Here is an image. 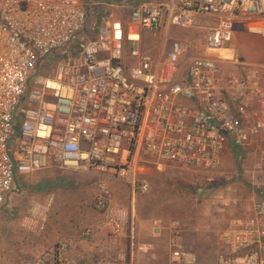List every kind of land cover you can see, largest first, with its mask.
<instances>
[{"label": "built area", "instance_id": "2783aa9c", "mask_svg": "<svg viewBox=\"0 0 264 264\" xmlns=\"http://www.w3.org/2000/svg\"><path fill=\"white\" fill-rule=\"evenodd\" d=\"M125 11L91 30L86 0H0V211L19 178L39 170L94 171L136 194L149 189L137 177L141 163L213 172L231 148L243 159L253 155L254 200L221 231L216 264H264V78L255 68L224 70L219 62L230 58L211 56L238 28L264 37V0H146ZM203 16L216 20L203 27L205 54H193L194 41L170 38L172 27L201 29ZM147 33L159 38L158 55L142 51ZM110 201L97 202L98 228L126 240L131 256L71 259L61 241L34 264H137L135 251L152 252L129 210ZM48 210L34 205L24 224L44 228ZM165 229L168 264H196L180 220ZM96 231L86 227L80 237Z\"/></svg>", "mask_w": 264, "mask_h": 264}, {"label": "rangeland", "instance_id": "374dc122", "mask_svg": "<svg viewBox=\"0 0 264 264\" xmlns=\"http://www.w3.org/2000/svg\"><path fill=\"white\" fill-rule=\"evenodd\" d=\"M92 1L87 0L88 8ZM122 2L130 3L129 0ZM206 17L208 16H203L199 20L203 27L208 25L201 22V19ZM215 21V18H212V24ZM97 22L98 16L90 15L88 27L94 30ZM243 32L257 35L264 40L260 34L250 33L245 29ZM204 35L205 29L180 31L178 27H172L170 38L181 36L198 43L193 54L203 55L207 52L204 46ZM147 38H151V36ZM147 38L145 37V40ZM145 40L142 51L154 56L158 55L160 44L152 40ZM252 41L254 40L249 39L248 44H253L258 48L259 46ZM232 44L235 46L234 49L223 48L215 51L220 55L213 52L211 56L216 59L219 56L230 58L229 62H237L238 56L243 52L237 34ZM243 46L247 50L249 49L245 43ZM56 60L60 61V57L58 56ZM219 63L224 70H227L230 65L227 61ZM41 71L44 72V70ZM224 165L220 169L210 172L195 166L176 163L160 165L141 163L137 177L139 180H146L149 189L146 192L139 190L136 194H133L131 187L124 182L97 174L94 171L55 167L22 176L19 178L17 189L8 201V205L2 209L0 264H34L43 252L55 248L61 238L58 233L62 230L68 231L69 228L74 227L79 232L80 240H82L80 234L86 227L101 230L98 226L102 221V214L97 202L100 198L107 202L110 201L102 191L101 184L103 182L110 186H113L114 182L126 185V193L118 196L116 204H113L112 201L110 203L113 206H123L129 210L131 219L138 230L140 241L155 242L154 238L156 237L153 236V229L157 225L166 228L173 220H180L185 228L183 240L198 256L196 264H216L218 239L221 231L232 216L249 212L254 200L248 161L234 157L228 165ZM234 198L238 199L236 205L232 203ZM42 203L49 205L45 227L29 228L24 224V216L34 205H42ZM156 220L158 222L155 224ZM165 230L167 232L158 237L159 243H154L155 248L152 252L145 253L140 250L134 252L133 257L137 264H153L154 261L156 264H168L170 232ZM103 232L109 238L116 239L112 234ZM45 233L49 238L46 239L47 245L44 249ZM56 233L57 238L55 239ZM84 240L91 241L93 239ZM120 242H122L119 244L120 246L107 249L108 255L127 252V255L131 256L126 240L123 239ZM77 248L79 249V247ZM80 250L81 253L84 252L81 246ZM93 252L94 256H99L101 252L105 251L94 248Z\"/></svg>", "mask_w": 264, "mask_h": 264}, {"label": "crops", "instance_id": "0c3cea01", "mask_svg": "<svg viewBox=\"0 0 264 264\" xmlns=\"http://www.w3.org/2000/svg\"><path fill=\"white\" fill-rule=\"evenodd\" d=\"M122 1L123 0H93L91 5H90V8H88L89 12H90L89 14L90 15L94 14V15L98 16V21L101 17L108 15V13H110V12H114L115 15H118L120 17V16L125 14V12H126L125 10L127 9V7L131 6L132 4H135V3H131V2L130 3H123ZM144 1H146V0H144ZM86 2H87V0H86ZM114 2H116V3H114ZM88 7H89V4H88ZM201 22H202V24H204V23L210 24V23H212V18L211 17L202 18ZM201 29H203V26H201ZM243 30H244L243 28H240L235 33V37L237 34L239 42L241 43V48L243 49V52H241V54H240L241 60H237V62H234V63L229 62L231 60H221V61H227L230 64L228 69L235 70L237 72H242L244 69H248V67L250 69L255 68L259 71L260 75L264 78V40L257 35L247 34V33L243 32ZM150 36H151V38H147ZM145 37L147 38L145 41H151L152 40L153 42H155L156 40H159V38H153L152 35L149 33L145 34ZM249 39L254 40V41H252V43L256 44L260 48L259 47L256 48L253 44L249 45L248 44ZM232 43L228 46V48H232V49L235 48V46H233ZM243 43H245L246 46L249 47L248 50L246 48H244ZM259 49H261V50L259 51ZM214 53H216L218 55L217 52H214ZM234 157H236V158L238 157V159L243 160V159H241V157H239L238 155H236L234 153L233 149L229 148L225 153L224 164L228 165L233 160ZM244 160L248 161V164H249L248 167H250L251 160H253V155H250L247 158H244ZM126 188H127L126 185H123L122 183L114 182L113 186H110V184L107 183L106 184V191L104 190L105 191L104 193H106V195L109 197V199L112 201L113 204H116V202H117L116 200L118 199V196H121V195L126 193V190H127ZM7 205H8V203L6 204V206ZM245 213H247V212H245ZM0 217H3V210L0 211ZM227 226H228V222H227L226 227ZM154 229H153V231H154ZM103 231H105V230H103V229H101L99 231L97 230L95 236L92 237L93 240L85 241L84 239L80 240V238L78 236L79 232L77 230H75L73 227V228H69L68 231H63V230L60 231V233H58V236L61 238L58 240V242L66 241L70 244L69 250L67 252V256L69 258L77 259V258L82 257V256H86V257L90 258V257H93L95 255L93 252L94 248L97 250L102 249L106 253L108 248L120 246L119 244L122 243V242H120V240L122 241V239L117 240V238L116 239L109 238L107 235H105V233ZM166 232L167 231L165 230V228L161 229V231L158 233L159 235L156 238H154L156 244L159 243L158 237L161 234H165ZM156 233H157V231H156ZM47 234L49 235V233H47ZM219 237H220V235H219ZM44 238H45V240H43V246L45 249L46 245H47L46 239H48L49 236H47L45 233ZM56 238H57V233H56L55 239ZM155 242H153V243H155ZM80 246L82 248V251H84L83 253H81ZM218 246H219V239H218ZM77 247H79V249ZM125 247H126V244H125ZM43 251H45V250H43ZM169 252H170V248H169ZM152 263L156 264L155 261Z\"/></svg>", "mask_w": 264, "mask_h": 264}, {"label": "trees", "instance_id": "16d2710c", "mask_svg": "<svg viewBox=\"0 0 264 264\" xmlns=\"http://www.w3.org/2000/svg\"><path fill=\"white\" fill-rule=\"evenodd\" d=\"M141 1H144V0H129V2H131V3H138V2H141Z\"/></svg>", "mask_w": 264, "mask_h": 264}, {"label": "bare ground", "instance_id": "6f19581e", "mask_svg": "<svg viewBox=\"0 0 264 264\" xmlns=\"http://www.w3.org/2000/svg\"><path fill=\"white\" fill-rule=\"evenodd\" d=\"M223 48H220V49H218V50H222ZM228 49V48H227ZM217 51V50H216ZM219 55V54H218ZM225 59V58H224Z\"/></svg>", "mask_w": 264, "mask_h": 264}, {"label": "water", "instance_id": "95a60500", "mask_svg": "<svg viewBox=\"0 0 264 264\" xmlns=\"http://www.w3.org/2000/svg\"><path fill=\"white\" fill-rule=\"evenodd\" d=\"M238 60H241V57L240 56H238Z\"/></svg>", "mask_w": 264, "mask_h": 264}]
</instances>
